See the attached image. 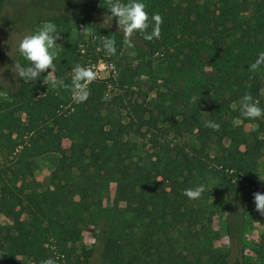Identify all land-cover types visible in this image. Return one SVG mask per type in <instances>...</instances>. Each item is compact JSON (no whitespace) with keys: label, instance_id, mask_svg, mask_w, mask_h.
<instances>
[{"label":"trees","instance_id":"16d2710c","mask_svg":"<svg viewBox=\"0 0 264 264\" xmlns=\"http://www.w3.org/2000/svg\"><path fill=\"white\" fill-rule=\"evenodd\" d=\"M93 1L110 14L112 0ZM6 2L0 0V17ZM144 3L150 17H161L160 36L148 41L134 33L137 66L122 65L107 79L95 77L83 102H75L68 88L44 84L46 72L32 86L22 81L11 99L1 102L0 151L19 149V174L0 172V215L13 222L8 230L0 225V264H17L19 256L66 260L79 251L88 264L109 244L115 251L108 264H244L240 226L248 211L259 213L254 193H264V118L241 117L238 126L233 120L240 116L241 98L250 94L249 80L264 72V66L250 68L264 52V0H252L253 12L246 17L240 14L241 0ZM88 13L81 10L70 19L96 31L95 47L102 48L105 36L114 37L117 53L110 58L117 60L124 33L93 25ZM50 20L59 24L61 17ZM20 40L19 33L5 36L0 27V56L6 62L20 57ZM78 48L77 41H69L54 61V77L66 85L72 67L80 64ZM156 56L163 62L159 73ZM207 68L215 74L206 75ZM142 75L156 93L152 108L138 88ZM257 102L264 108V100ZM80 118L85 130L71 134L63 170L53 172L43 189L34 178L37 159L48 153L55 128L62 131ZM206 121L219 129L205 127ZM243 124L255 128L246 131ZM113 182L126 187L124 208L100 206V195ZM198 185L205 186L198 198L184 195ZM218 192L224 209L235 216L227 222L231 248L226 253L214 244L219 233L212 199ZM24 214L30 217L27 226L20 224ZM90 225L99 230L96 243L79 247ZM251 250L264 264V232Z\"/></svg>","mask_w":264,"mask_h":264},{"label":"rangeland","instance_id":"374dc122","mask_svg":"<svg viewBox=\"0 0 264 264\" xmlns=\"http://www.w3.org/2000/svg\"><path fill=\"white\" fill-rule=\"evenodd\" d=\"M81 10L89 11L88 19L93 25L119 30L117 24L113 22L110 26L108 22L103 23L107 16L97 9L93 0H7L0 17V27L5 36H8L11 32H17L21 35L22 39L24 35L33 33L37 27L44 22L54 23L60 35L56 44L57 53L63 52L69 41H77L79 47L77 53L80 64L91 67L96 78L107 79L115 74L116 70L121 68L122 65L137 66L136 51L132 42V40H134V34L128 38V42L124 43L118 59L112 60L110 56L105 54L102 48L95 47L96 31L93 28L78 24L76 21L70 19L71 16L78 14V12L80 13ZM252 12V0H241V16H250ZM57 16L61 17L59 24L54 20H50ZM15 60L25 65L28 63L21 56ZM15 60L6 62L0 56V104L2 101L10 100L11 95L21 87L22 79L16 77L11 70ZM162 64L161 57L156 56L153 62L156 73L160 72ZM48 72L50 71L48 70ZM214 74L211 68L206 69V75L210 76ZM41 77L29 83V86L38 82ZM136 80L138 81V88L144 91L147 96V106L152 108L156 101V93L154 90H151V81L145 75L138 77ZM248 88L250 95L256 102L264 100V72L255 74L249 80ZM25 93L27 92L25 91ZM110 95L111 93L108 92L105 99H110ZM21 115L23 120L26 121V115ZM49 124L52 126V122H49ZM243 126L246 131L255 128V125L252 124H243ZM85 127L86 120L80 118L72 123H67L62 131L55 128L54 134L50 137V148L48 153L39 157L36 161L38 167L34 173V178L42 185L43 189L49 186L50 177L53 172L63 170L61 157L72 143L71 134L77 135L76 132L85 130ZM28 138L29 137H26L25 140L27 141ZM140 141L146 142V139L142 137ZM18 151L19 149H17L16 152H12L10 149L0 151V172H6L10 175L19 174V166L16 164L15 159V154L18 153ZM143 151L142 149L141 152ZM260 171L264 175V156L260 162ZM99 200L101 207L124 208L126 206L125 185L121 182L111 183L100 195ZM212 201L217 204V211L213 218V226L219 233V239H217L214 244L221 252L226 253L229 252L231 248V240L227 231V222L229 218L235 220V216H231L227 210L224 209L223 195L220 192L215 194ZM29 220L30 217L24 214L20 219V224L22 226H27ZM12 224L13 222L9 217L0 215V225L3 229H10ZM65 226L68 227L69 224H65ZM240 228L241 237L245 241L247 247L242 262L244 264H261L256 254L251 249L260 240L264 232V215L248 211L245 216L244 224H242ZM98 234L99 230L96 226L90 225L86 227L79 238L78 246H84L88 249L92 248L96 243ZM114 251V245L112 244L105 246L102 250L99 249L93 253L88 264H108L114 256ZM237 256L236 250L232 256L233 263ZM49 258H51L55 264H86V260L80 251L66 260L61 259V257ZM49 258L34 261L28 256H19L17 257V264H42L43 260Z\"/></svg>","mask_w":264,"mask_h":264},{"label":"clouds","instance_id":"9594fccd","mask_svg":"<svg viewBox=\"0 0 264 264\" xmlns=\"http://www.w3.org/2000/svg\"><path fill=\"white\" fill-rule=\"evenodd\" d=\"M108 10L110 14L103 23L108 22L110 26L115 18L119 31L124 33L125 42H128V38L134 33L143 34L144 39L148 41L159 38L161 17L158 14L150 17L144 0H112L108 5ZM150 27L152 30L149 32L147 30ZM59 37L57 26L52 22H44L33 33L24 35L19 41L18 52L28 63L25 65L15 60L11 70L16 77L22 79L23 83H32L40 78L42 73L47 72L43 79L44 84L53 89L68 88L75 102H83L90 94L89 85L94 80L95 73L91 67L77 63L71 69L70 85H66L63 79L55 78L56 64L54 61L58 54L56 44ZM100 46L108 56H114L117 53L114 37L105 36L100 41ZM262 66H264V52L258 54L250 68L255 71ZM49 69H51L50 72H48ZM239 111L240 116L233 120L234 126L242 122L241 117L264 118V108H261L250 94H245L241 98ZM205 127L218 130L220 125L213 121H206ZM204 191L205 186L198 185L195 188L185 189L184 195L195 199ZM253 201L256 211L264 215V193H254ZM42 264H55V262L49 258L43 260Z\"/></svg>","mask_w":264,"mask_h":264}]
</instances>
